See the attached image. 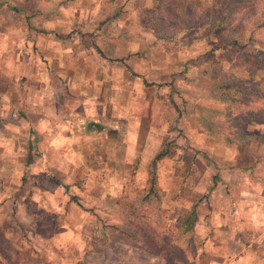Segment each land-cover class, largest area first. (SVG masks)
<instances>
[{
	"label": "rangeland",
	"instance_id": "rangeland-1",
	"mask_svg": "<svg viewBox=\"0 0 264 264\" xmlns=\"http://www.w3.org/2000/svg\"><path fill=\"white\" fill-rule=\"evenodd\" d=\"M162 1L0 0V264H78L81 249L97 264H264L263 252L222 260L194 228L173 242L168 232L194 204L234 214L223 173L264 155V27L250 33L264 0L170 42L144 24ZM185 1L212 17L241 0ZM149 172L162 237L120 205L142 196ZM250 242L264 250V235Z\"/></svg>",
	"mask_w": 264,
	"mask_h": 264
},
{
	"label": "crops",
	"instance_id": "crops-1",
	"mask_svg": "<svg viewBox=\"0 0 264 264\" xmlns=\"http://www.w3.org/2000/svg\"><path fill=\"white\" fill-rule=\"evenodd\" d=\"M254 131L260 130L257 128ZM252 138H254V136ZM248 155L252 156L250 152L247 156ZM263 161L264 155L254 158L252 162V171H246L244 166L239 165L238 172L225 171L223 173L222 179L229 187H221V191L223 195L227 196V202H229V200L233 202L232 207L235 211L234 214L227 213V210L231 206L230 204L223 203L221 208H219L217 204H213V209L210 213L207 209V215L200 211V207L198 211L196 204L192 205L189 210L191 211L192 207H195L197 217H204V219H202L204 221L201 220V222H199L198 220L194 225L195 238L199 240L206 239V241H211L212 244H215V247L220 251L217 256L222 260H230L231 258L238 256L240 259H243V261H247L248 258L258 252L264 253V250H261L260 248L257 250L252 248L251 250L249 249V246H245L246 243H251L250 240L257 242L263 240L264 233L259 235V231H264V221L259 220L256 222L255 220V217H257L256 212H258V214L264 212V175L262 172H259ZM241 168L244 170H240ZM236 180H239V183H237ZM226 188L229 191L227 193ZM212 191L209 199L210 201L211 199H216L218 194L216 190L213 189ZM234 191L238 192L242 197L240 199L238 198L239 200L237 202L234 201V198L228 196V194L234 196ZM251 219L253 220L251 221ZM229 221H234V223ZM258 222H260V224H258ZM233 244H241L239 252L231 250ZM90 252L93 255L99 253L96 249H91ZM86 253L87 251H83L82 249L78 251V264H97L95 262H87L86 257H88L89 254L84 257ZM259 257L261 259L263 258L262 255ZM117 259L119 260L118 256Z\"/></svg>",
	"mask_w": 264,
	"mask_h": 264
},
{
	"label": "trees",
	"instance_id": "trees-1",
	"mask_svg": "<svg viewBox=\"0 0 264 264\" xmlns=\"http://www.w3.org/2000/svg\"><path fill=\"white\" fill-rule=\"evenodd\" d=\"M246 0L237 2H217L212 17L206 14V9L200 3L187 4L185 0H163L160 4V13L145 26L158 30V38L164 41H171L177 32L182 31L187 25H201L208 23L212 29H220L226 27L231 22L234 8L243 5ZM190 5V6H189ZM234 7V8H233ZM264 27V22H259L256 27L251 30V37H254L256 30ZM252 120V119H251ZM166 154V150L157 154L153 163L161 160ZM34 163L32 154L28 153L25 165L29 166ZM213 190V188H211ZM160 196L156 192V178L153 172H149L147 186L142 196L136 197L131 201H121L123 213L137 222L135 225L149 228L155 234H160L167 226L166 212L160 208ZM197 221V213L195 207H192L188 215L182 222L177 224L171 235L177 241L185 234L191 232ZM162 237V234H160ZM168 238L169 235L166 234ZM169 243L168 240H164Z\"/></svg>",
	"mask_w": 264,
	"mask_h": 264
}]
</instances>
